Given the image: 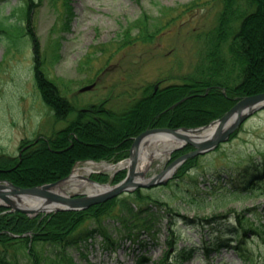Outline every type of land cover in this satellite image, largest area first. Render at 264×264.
<instances>
[{
  "label": "rangeland",
  "instance_id": "obj_1",
  "mask_svg": "<svg viewBox=\"0 0 264 264\" xmlns=\"http://www.w3.org/2000/svg\"><path fill=\"white\" fill-rule=\"evenodd\" d=\"M24 1L0 0V156L13 158L21 145L31 143L37 136L51 137L75 120L83 109L90 112L91 106H100L105 100L104 106L124 111L143 91L151 92L158 83L161 87L178 86L198 78L205 53L204 36L216 27L223 10L222 0H34L30 24L40 39L43 71L75 108L65 119V125H61L44 104L37 88L29 36L16 28L22 23L20 8L25 5ZM223 53L227 58L228 47L225 46ZM93 82L92 90L79 92ZM172 154L164 160H153L142 179H151L165 170ZM250 156L264 160V108L257 109L246 119L234 136L200 156L199 169L173 180L176 170L162 186L142 189L154 192L160 200L190 217L226 215L229 209L243 211L263 202L264 196L233 199L224 190L207 192L201 172L246 161ZM89 162L102 163L89 159L77 161L70 173L58 181L67 179L75 168ZM126 172L127 169L97 171L87 179L114 186V177L118 173L124 177ZM198 174L200 179L195 184ZM97 176H105L107 180L99 181ZM77 195L87 193L68 196ZM215 224L206 223L202 229L206 231ZM166 228L167 221L163 219L152 236L124 242L111 250L100 243L101 238L89 240L79 248H72L70 256L75 264H164L165 259V264H175L170 246L173 244V248L177 246L179 250L188 243H199L201 235H195L196 230L191 229V225L179 220L174 229L184 234L174 243ZM246 248L251 252V264H264V248L257 240L247 241ZM221 256L223 263H219ZM183 264L242 262L230 251L222 250L214 258L197 256Z\"/></svg>",
  "mask_w": 264,
  "mask_h": 264
},
{
  "label": "trees",
  "instance_id": "obj_2",
  "mask_svg": "<svg viewBox=\"0 0 264 264\" xmlns=\"http://www.w3.org/2000/svg\"><path fill=\"white\" fill-rule=\"evenodd\" d=\"M24 3L20 8L22 23L16 28L18 32H25L23 34L31 41L37 88L55 119H66L75 108L54 81L45 76L40 39L30 24L35 2L25 0ZM222 5L216 27L204 36L205 53L198 78H191L183 85L168 86L156 94L145 90L143 98L124 111L101 106L93 115L79 112L65 130L53 133L48 143L38 140L21 152L20 159L0 157V179L22 188L33 187L64 178L77 161L118 162L127 157L132 138L148 127H202L221 117L237 98L264 93V0H222ZM225 46L228 47L227 58L223 53ZM189 94L192 95L179 102ZM177 102L178 105L169 108ZM190 149L187 146L174 152L172 159ZM199 158L183 162L173 180L199 169ZM201 175L207 192L224 190L233 199L264 196V160L250 156L246 161L208 168L207 173L204 169ZM122 177L123 174L118 173L113 182H119ZM196 177L195 184L200 179L199 174ZM97 179L107 180L105 176H97ZM262 218L264 201L243 211L229 209L226 215L190 217L160 200L154 192L142 188L85 210L45 216L9 213L2 207L0 264H75L71 249L79 248L89 239L101 238L100 243L106 250L115 249L123 242L140 240L143 234L153 235L163 219L167 221L166 231L174 243L183 234L174 229L179 220L191 225L196 232H202L206 223H216L206 233L207 239L202 238L200 243L188 244L179 250L172 244L173 263L183 264L197 256L214 258L223 250L232 252L242 264H251V252L246 243L257 240L264 248ZM223 260L220 257L219 261Z\"/></svg>",
  "mask_w": 264,
  "mask_h": 264
},
{
  "label": "water",
  "instance_id": "obj_3",
  "mask_svg": "<svg viewBox=\"0 0 264 264\" xmlns=\"http://www.w3.org/2000/svg\"><path fill=\"white\" fill-rule=\"evenodd\" d=\"M92 87H83L80 92L90 90ZM264 108V93L263 94H256L254 96H247L240 99L233 107L228 110L221 118L213 120L209 125L203 126L202 128H209L212 124H217L216 128L213 130L212 135L208 139L203 140H195L189 139L183 135H180V131H187L191 132L192 130H202V128H180V129H168V128H159V129H148L144 131L134 139L130 153V165L128 167V172L126 177L119 182V184L114 186H108V188L103 191V193H99L98 195H77L74 197L66 196L63 197L58 194H54L49 191L51 187H54L59 181L52 183V184H44L42 186H33V188H20L14 184H11L7 181H2L6 185H0V199L3 201L0 204V207H8L11 212L18 211L21 213H26L28 215L35 214L38 210H32L29 208H21L20 206L14 205L12 203V196L21 197L23 195H32L36 198L42 200L45 204H53L56 207L53 210L48 212L56 213L57 211H67V210H81L87 209L89 206L97 205L98 203L108 201L111 198L119 196L122 193H129L133 191L135 188H139L140 186L151 188V186L160 185L165 183L172 173L178 168V166L186 159L192 158V156L202 155L205 152H208L218 146L220 143L226 141L234 131L242 125L244 120L251 116L257 109ZM174 135L178 138H183V142L181 146L176 147L173 150L181 149L186 145L193 146L194 149L182 155V157L175 159L167 166L164 171H161L159 175L151 177V179H142L140 178L136 180V165L138 161V149L141 140L149 135ZM142 174L139 175V177ZM7 189H11V191L7 192Z\"/></svg>",
  "mask_w": 264,
  "mask_h": 264
},
{
  "label": "bare ground",
  "instance_id": "obj_4",
  "mask_svg": "<svg viewBox=\"0 0 264 264\" xmlns=\"http://www.w3.org/2000/svg\"><path fill=\"white\" fill-rule=\"evenodd\" d=\"M216 125L217 124H212L207 129L202 128V130H192L191 132L180 131L179 133L180 135L188 137L191 140L208 139L211 137L213 130L216 128ZM183 141V138L180 139L171 134L149 135L144 137L138 146V173L142 174L146 172L148 166L153 160L166 159V156H168L173 149L179 147L181 142ZM129 165V160L126 162H120L117 165L105 162L97 164L89 162L86 163L84 167L75 168L73 173L67 179L59 182L54 187H51L49 191L64 197L76 192L98 195L99 193H103V191L107 189V186H103L100 184L96 185L95 183L88 181V175L97 171L116 172L118 171V169L128 168ZM4 185L6 184L4 183ZM9 191H11V189H7V192ZM12 199V203H14V205L20 206L21 208L25 207L42 212L53 210V208L56 207L53 204L47 205L46 202L44 204L42 200L28 194L21 197L13 195ZM1 202L2 200L0 199V203Z\"/></svg>",
  "mask_w": 264,
  "mask_h": 264
},
{
  "label": "flooded vegetation",
  "instance_id": "obj_5",
  "mask_svg": "<svg viewBox=\"0 0 264 264\" xmlns=\"http://www.w3.org/2000/svg\"><path fill=\"white\" fill-rule=\"evenodd\" d=\"M159 84V83H158ZM156 85V86H154L153 87V89L151 90V93L152 94H156L157 92H159L160 90H161V88H165V87H161V86H159V85ZM149 92V91H148ZM143 97L141 96V98L140 99H142ZM139 100H136L134 103L136 104V102H138ZM84 111L86 112V109H84ZM89 111V110H88ZM90 112H92V114H94L95 112H96V109H92ZM95 116V115H94ZM93 117V116H92ZM59 123H61V125L63 124V125H65V122H66V120L64 119H62L61 121H58ZM65 127L66 126H63V128H61V129H59V131H63V130H65ZM38 138H41V137H38Z\"/></svg>",
  "mask_w": 264,
  "mask_h": 264
}]
</instances>
